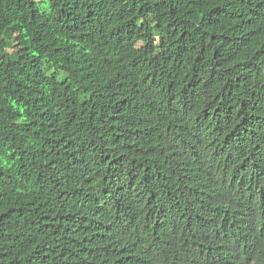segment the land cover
<instances>
[{"label":"trees","instance_id":"16d2710c","mask_svg":"<svg viewBox=\"0 0 264 264\" xmlns=\"http://www.w3.org/2000/svg\"><path fill=\"white\" fill-rule=\"evenodd\" d=\"M0 264H264V0H0Z\"/></svg>","mask_w":264,"mask_h":264},{"label":"rangeland","instance_id":"374dc122","mask_svg":"<svg viewBox=\"0 0 264 264\" xmlns=\"http://www.w3.org/2000/svg\"><path fill=\"white\" fill-rule=\"evenodd\" d=\"M37 1H41V0H37ZM45 6H46L45 3L40 2V7L44 8Z\"/></svg>","mask_w":264,"mask_h":264}]
</instances>
